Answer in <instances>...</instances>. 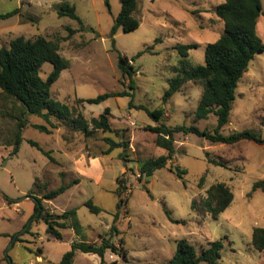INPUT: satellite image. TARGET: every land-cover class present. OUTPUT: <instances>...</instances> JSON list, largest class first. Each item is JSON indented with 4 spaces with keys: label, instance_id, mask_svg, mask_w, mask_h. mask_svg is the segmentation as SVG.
<instances>
[{
    "label": "rangeland",
    "instance_id": "1",
    "mask_svg": "<svg viewBox=\"0 0 264 264\" xmlns=\"http://www.w3.org/2000/svg\"><path fill=\"white\" fill-rule=\"evenodd\" d=\"M224 1L138 0L135 16L140 27L132 32L119 29L113 36L115 19L122 10L120 0H109V6L105 0H69L82 24L58 16L59 0H0V13L21 9L20 15L0 20V48L21 36L61 40V55L70 67L53 85L52 98L88 122L109 107L112 126V132L97 131L86 137L56 117L47 122L31 115L26 118L20 152L13 156L19 123L23 121L21 108L0 89V264H59L73 242L100 243L102 238H111L128 252L124 259L107 251L105 264H164L173 258L183 239L199 253L210 242L223 241L219 264H264V251H257L252 244L254 229L264 228V191L252 192L255 183L264 180V145L249 141L225 145L196 134L176 133L175 155L168 167L156 171L150 179L142 177L139 170L140 162L167 154L156 145L157 135L148 130L149 126H196L211 133L216 130L215 115L205 120L196 118L202 84L186 83L166 104L164 96L181 68L177 46L197 44L187 62L192 66L205 64L206 45L219 39L225 29L214 12ZM258 34L264 41V15ZM141 52L143 55L132 61ZM119 55L127 56L135 70L134 90L119 68ZM53 69L46 63L41 77L47 79ZM117 92L130 96L110 98L98 105L81 102ZM141 106L150 111L164 109L165 115L156 123ZM36 125L47 127L51 133L36 129ZM243 131L264 138V52L255 56L240 80L230 122L220 132L228 136ZM105 138L126 141L129 147L104 155L109 148ZM172 166L187 171L184 179L171 171ZM76 180L80 183L63 195L44 201L53 216L75 209L84 227L81 237L73 229H60L63 239L58 240L47 234L43 220L36 219L34 197L43 198ZM118 180L122 184L120 197ZM218 183L231 188L234 200L214 219L200 204ZM6 198L14 203L8 204ZM90 200L103 212L92 213L85 206ZM120 200L123 202L118 211ZM193 202L197 203L196 210L192 209ZM117 212L120 233L114 235L111 227ZM67 223L70 226L72 220ZM99 262L97 255L78 252L74 264Z\"/></svg>",
    "mask_w": 264,
    "mask_h": 264
},
{
    "label": "trees",
    "instance_id": "2",
    "mask_svg": "<svg viewBox=\"0 0 264 264\" xmlns=\"http://www.w3.org/2000/svg\"><path fill=\"white\" fill-rule=\"evenodd\" d=\"M105 2L109 6V0H105ZM120 2L122 10L115 19L113 36L117 34L119 29L124 32H132L141 25L140 20L135 16L138 0H120ZM56 11L59 17L78 20L82 24L77 15L76 7L71 5L69 0H59ZM214 12L218 19L224 23L223 34L215 42L206 45L204 65L192 66L187 62L189 52L197 49V44L177 46L176 49L182 58L180 60L181 68L177 76L169 83V89L164 96V103L166 104L186 83L202 84L204 91L196 110V118L197 120H205L210 115H215L218 119V126L214 133L202 131L196 126L169 127L165 124L149 126L148 130L157 135L156 145L165 149L167 154L140 162L139 170L142 177L150 179L156 171L168 167L175 155L176 133L196 134L213 143L225 145H235L242 141L264 145V138L250 131L235 132L228 136L220 132L230 122L240 80L248 72L249 65L255 56L264 52V41L258 34L259 19L264 15L263 0H225ZM20 14V8L9 13H0V20H7ZM69 31L70 34L74 33L71 29ZM115 43L113 40L114 46ZM143 53H139L132 61L141 57ZM46 63L52 64L54 69L47 79H43L41 70ZM69 67V61L61 55V40H48L42 36L27 39L21 36L12 40L8 47L0 48V89L7 98L20 105L23 119L19 123V132L12 152L13 156L20 152L23 142L22 132L27 125L26 118L31 115L41 117L47 122H50L52 117H56L82 132L86 137H91L97 131L112 132L111 109L109 107H106L98 118H93L91 122H88L81 114L75 115L68 105L52 98L53 85L60 79L62 72ZM119 68L122 74L130 79V89L134 90L133 76L135 70L127 56L119 55ZM129 96L128 92L104 93L96 98L81 99V102L98 105L110 98ZM140 109L146 110L156 123H160L165 115L164 109L150 111L143 106ZM35 128L42 132L51 133L47 127L42 125H36ZM105 142L109 148L104 155H110L116 149L126 150L129 147L126 141L116 142L111 138H105ZM30 143L51 157L50 152H45L37 143L32 141ZM120 157L123 159V155ZM51 160L54 159L51 158ZM212 163L222 165L216 161H212ZM171 171H175L180 179H184L187 174V171L180 167L172 166ZM203 182L204 178L199 183L200 187ZM79 183L80 181L76 180L71 184H64L56 190L49 191L43 198L34 197L36 219L43 220L47 226V234L58 240L63 239L60 229H73L76 235L81 237L84 227L79 222L75 209L66 211L62 215L53 216L47 212L44 201H52L58 198L73 185ZM118 185L117 194L120 197L121 180H118ZM257 190L264 191V180L255 183L252 192ZM6 200L8 204L14 203L8 198ZM233 200L234 194L231 188L225 183H218L207 191V196L202 200L200 208L217 219L231 206ZM122 202L123 200H120L117 205L118 211ZM85 206L94 214L103 212V209L91 200ZM197 207V203L193 202L192 209L196 210ZM166 214L171 218L170 211L166 210ZM118 219L119 212L114 215V224L111 227V233L114 235L120 233L116 226ZM68 220H72L70 226L67 223ZM171 220L174 221L172 218ZM29 231L30 229L26 233ZM16 242H20L19 238H16ZM252 244L257 251H264V228L254 229ZM208 245L199 253L194 245L183 239L179 241L173 258L164 264H219L225 247L223 241L210 242ZM107 251L118 254L124 259L128 256L123 245L117 247L111 238H102L100 243L81 240L72 243V249L64 254L59 264H74L78 252L97 255L101 259L100 264H105ZM40 253L37 257H41L42 251Z\"/></svg>",
    "mask_w": 264,
    "mask_h": 264
},
{
    "label": "crops",
    "instance_id": "3",
    "mask_svg": "<svg viewBox=\"0 0 264 264\" xmlns=\"http://www.w3.org/2000/svg\"><path fill=\"white\" fill-rule=\"evenodd\" d=\"M225 2V1H224ZM261 18V17H260ZM260 20V19H259ZM223 25H224V23L223 22H221ZM259 24V23H258ZM51 202V201H50ZM81 253V252H80ZM85 254V253H84ZM40 258V257H39ZM99 260H100V262H99V264L101 263V259H100V257H99Z\"/></svg>",
    "mask_w": 264,
    "mask_h": 264
}]
</instances>
